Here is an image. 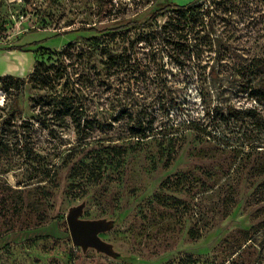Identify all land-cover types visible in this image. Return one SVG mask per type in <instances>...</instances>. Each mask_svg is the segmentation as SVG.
Returning <instances> with one entry per match:
<instances>
[{
	"label": "rangeland",
	"instance_id": "374dc122",
	"mask_svg": "<svg viewBox=\"0 0 264 264\" xmlns=\"http://www.w3.org/2000/svg\"><path fill=\"white\" fill-rule=\"evenodd\" d=\"M194 1L0 0V77L28 80L48 52H66L69 93L85 106L88 72L91 112L113 122L135 84L124 72L105 71L101 49L131 48L152 30L126 29L128 22ZM200 2L218 4L216 21L212 29H202L200 19L190 28L195 46L182 65L175 47H139L149 61L156 56L153 66L173 93L166 109L150 107V118L207 128L202 136L186 132L172 161L153 140L111 143L126 137L121 131L133 122L126 117L104 142L120 147L121 156L111 164L107 152L95 180L85 172L73 179V169L91 165L96 151L85 149L73 127L51 131L39 123V115L50 119L38 92L27 86L17 96L0 81V264H264V96L255 93L264 90V78L252 73L264 71V3ZM168 16L162 13L156 26ZM150 83L154 90L158 82L149 78L134 96L139 108L149 104ZM79 205L82 219L111 222L100 237L114 256L74 245L67 216Z\"/></svg>",
	"mask_w": 264,
	"mask_h": 264
},
{
	"label": "trees",
	"instance_id": "16d2710c",
	"mask_svg": "<svg viewBox=\"0 0 264 264\" xmlns=\"http://www.w3.org/2000/svg\"><path fill=\"white\" fill-rule=\"evenodd\" d=\"M262 1L264 3V0ZM217 5L214 2L213 5H210L208 2H200V0L184 6L165 4L162 8L154 9L146 21L131 20L123 26L126 29L131 27L134 29L150 28L152 30L149 34L136 37L131 43V48L130 46H124L117 53L110 48L103 47L101 49V55L106 58L105 71L108 73L113 69V73L124 72L133 79L135 84L134 88L130 89L134 92L131 95L128 92L125 96L129 103H123L115 109L118 114L114 117L113 122L102 120L91 112L88 96L92 93L89 86L93 84L94 79L88 72L85 74V106L78 96L73 95V92L69 93V83L72 78L68 68L69 65L65 63V56L68 58L66 52H48L46 57H42L37 61L35 69L28 80L6 75L0 77V81L6 82L7 91L14 90L17 96L23 93L27 86L34 92H38L41 96L37 100L38 107L47 108V117L50 119L46 120V117L39 115V123L43 126L45 125L51 131L54 129L53 126L60 128L73 127L78 139L85 142V149L88 151L91 149V152L96 151V154L92 156L91 165L85 162V164L82 163L85 167L79 166L73 169V179L82 178L85 172L91 180H95L94 177L105 165L104 161H106L105 155L107 152L111 156L108 160L111 164L114 163L117 157L121 156L120 147L114 145L105 146L104 142L108 140L106 138L112 137L110 134L114 133L116 125L121 123L126 117L133 120L129 125L124 124L126 128L121 131L125 133L126 137L110 139L111 143L126 138L137 139L138 141L153 140L159 146L171 151L167 155V160L172 161V152L184 143L186 132H196L198 136H202L200 133L207 128L191 120L162 121L160 125H156V119L150 118L153 115V113L148 114L150 107H155L151 112L157 111L156 107L159 105L160 111L166 109V103L173 98V93L168 76L162 74L163 72L155 64L153 66V63H156V56L154 55V58L150 57L149 61L147 54L141 52L140 50L142 49L139 47L144 42L149 41L158 42L164 53L168 51L169 47H175L174 49L177 48L178 52L175 61L178 65H182L184 61L181 60V57L183 59L186 56L191 57L195 46L191 44L190 28L195 23H198L200 19L202 29H212L216 21L214 13H216ZM164 12L169 13L168 20L164 25L157 27L155 22ZM205 17L208 18L207 24L204 22ZM210 22L211 25L208 26ZM210 35L208 32L209 38L211 37ZM95 40L98 42V38H95ZM97 45L99 46L98 43L95 46ZM95 46H93V51L97 50ZM252 73L256 78H264V71L261 69L256 68ZM149 78L158 83H154V90H151V83L148 85V92L150 93L149 104L139 108L140 103L134 96L143 94L140 92V85L147 83ZM157 91H160V93ZM255 91L257 96H264V90ZM2 144V141H0V149H2ZM25 146L27 147V145ZM168 181L170 182V180ZM172 184L177 185L174 182Z\"/></svg>",
	"mask_w": 264,
	"mask_h": 264
},
{
	"label": "water",
	"instance_id": "95a60500",
	"mask_svg": "<svg viewBox=\"0 0 264 264\" xmlns=\"http://www.w3.org/2000/svg\"><path fill=\"white\" fill-rule=\"evenodd\" d=\"M83 205L72 208L67 216V223L74 245L84 250L95 248L107 255L114 256L110 244L105 242L100 234L111 229L112 224L106 220L82 219Z\"/></svg>",
	"mask_w": 264,
	"mask_h": 264
}]
</instances>
